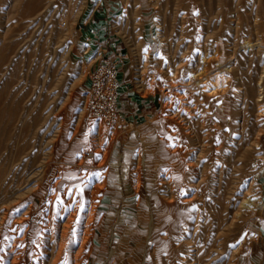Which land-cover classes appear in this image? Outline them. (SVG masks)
<instances>
[{
  "label": "rangeland",
  "instance_id": "obj_1",
  "mask_svg": "<svg viewBox=\"0 0 264 264\" xmlns=\"http://www.w3.org/2000/svg\"><path fill=\"white\" fill-rule=\"evenodd\" d=\"M98 3L0 0V264H10L1 259L7 235L21 233L11 224H24L36 200L33 223L64 193L90 219L81 264H105L112 230L115 253L107 264L124 250L138 264H264V174L252 188L246 183L264 167V0H124L112 11V33L134 83L158 99L144 129L130 132L89 113L86 87L98 57L91 46L86 52L80 28ZM68 17L73 33L59 38ZM131 133L155 157L146 191L153 234L148 238L145 222L135 244L122 238L119 213L108 216L100 204L112 180L144 196L142 150L136 164L123 160ZM258 160L263 166L256 168ZM28 174L33 180L22 184ZM16 187L25 203L5 221L2 196ZM106 225L101 256L95 242Z\"/></svg>",
  "mask_w": 264,
  "mask_h": 264
},
{
  "label": "crops",
  "instance_id": "obj_2",
  "mask_svg": "<svg viewBox=\"0 0 264 264\" xmlns=\"http://www.w3.org/2000/svg\"><path fill=\"white\" fill-rule=\"evenodd\" d=\"M98 1V6H96L92 12L90 19L80 28V38H83L85 45L91 46L92 54L95 52L93 56H96V58L98 57V60L94 61L92 66H95L100 62V56L116 58L118 60L119 79L121 82L119 99L121 110L129 120L133 121L136 127L144 129L149 122L150 117L155 114L158 107V99L156 94L151 93L145 95L141 91V88L136 86L133 80V66L129 58L126 56V52L119 42L120 40L116 39V36L112 33L114 30L109 23V17L112 11H117L120 5L123 4L124 0H95V2ZM93 59H95V57H93ZM143 96H147V98H143ZM128 144L131 146L129 147ZM123 150V160L130 164L137 163V151L142 150L141 158L143 160V176L146 185L143 188L144 196L138 194L132 187V189L120 187L113 183L112 180L108 183V188L104 192L100 204L108 216L113 215L116 212L119 213V221L122 223V226L120 227L121 229L119 230L122 238L123 236L131 239L133 238L135 240L133 243L135 244L142 238L141 233H143L146 228L143 224L149 222L150 227L151 219H153V214L148 216L147 213L150 211V202H148L150 197L146 191H149L147 185L151 184L150 176L153 174L152 163L155 161V157L154 154L147 153L141 140H136L133 133L130 134L129 142H126ZM110 222H112V220ZM112 226L114 229H117L115 224ZM107 227L108 226L106 225L101 229V233H99L95 242L96 248L101 256L104 251L103 248L105 247L102 241L103 231L107 230ZM124 243L125 242L121 245H124ZM136 251H138V249H136ZM125 252V250L120 252L119 261L117 263L114 262L113 264H138L136 254Z\"/></svg>",
  "mask_w": 264,
  "mask_h": 264
},
{
  "label": "bare ground",
  "instance_id": "obj_3",
  "mask_svg": "<svg viewBox=\"0 0 264 264\" xmlns=\"http://www.w3.org/2000/svg\"><path fill=\"white\" fill-rule=\"evenodd\" d=\"M68 19H70V18L68 17V18H66V21H64V22L62 21L63 25H66L67 21H68L69 27L66 31H64V32L60 31L58 33L59 38H64L68 34L73 33V27L71 26L72 25L71 20H68ZM89 49H90V46L86 49V52H88ZM211 73H212V71H211ZM170 78H172V77H170ZM170 83H172V82H170ZM260 83H263V80ZM177 86H178V84H177ZM179 86H180V84H179ZM149 89H150V87H149ZM161 90H162V88H161ZM172 91H173L172 88L169 87V90L166 91V94H165V96H167L168 98H165V99L163 98L165 101L163 100L162 102H164L165 104L169 103V94L168 93H170ZM262 93H263V91L261 92V94ZM175 94H176V92H175ZM175 96H177V95H175ZM181 97H183V96L181 95ZM170 98L172 100V97H170ZM171 102H173V101H171ZM167 120H168V118H167ZM172 132L173 131H171V133ZM168 133H170V132H168ZM168 136H169V134H168ZM179 137H177V138H179ZM104 151H105V149H104ZM89 156H90V154H89ZM103 160H106V159H103ZM92 164H94V163H92ZM254 164L256 165L255 166L256 168H258L259 166H263L259 163V160L255 161ZM74 167H76V166H74ZM93 174H94V172H93ZM260 174L261 175L264 174V167L253 172L252 175H250V177L246 183L249 184L250 187L252 188V186H254V184L258 183ZM32 180H33V174H28L26 179L22 182V184L25 182L31 183ZM19 189L17 187L12 188V189H10V192H8V193L5 192L2 196L8 205L5 212H4V220L5 221L10 216H12L13 213L15 214V211L19 210V208L22 205H24V203H25V199H26L25 193L24 192H22V193L18 192ZM51 197H53V195ZM73 200L74 199H72V198L67 199V193H64L63 196H61L60 194L55 195L47 204H45L41 208V210L37 213V216L35 218H33V223H32L31 215H32L33 211H35V209H38V202L36 200L33 201L29 205V207L24 211V213L22 215L23 219H21V220L19 219L20 222L24 221V224L23 223H22V225L11 224L12 228H14V227L17 228V231H18L17 233H19V231H21V233L16 234L15 236H11L10 234L7 235V240L2 243V245H3V251H2V255H1L2 256V258H1L2 262L3 263H5V262L9 263L10 262V264H22V263L28 264L29 261H30V264H79L81 262V257L83 254L85 242L89 238L88 234H89V229H90L89 228L90 219L88 217H87L88 219H86V218L84 219V217H85L83 215V206L84 205L83 206H81L80 204L75 205V202ZM91 209H94V208H91ZM66 212H68V216L66 217L65 220H63L62 216ZM90 212H92V211H90ZM38 232H41L40 236L38 235ZM152 234H153V219H151V223H150V227H149V231H148V238H150L152 236ZM32 238H34L35 241ZM28 241H29V243H28ZM246 242H247V240L244 239L239 245H237L235 247V249L233 250V253H232L233 260H237L239 258V256H240L239 254L241 253L242 249L245 247ZM28 246L31 247L29 252H27ZM0 247H1V245H0ZM240 258L243 259V256L241 255ZM230 264H234L233 261Z\"/></svg>",
  "mask_w": 264,
  "mask_h": 264
},
{
  "label": "built area",
  "instance_id": "obj_4",
  "mask_svg": "<svg viewBox=\"0 0 264 264\" xmlns=\"http://www.w3.org/2000/svg\"><path fill=\"white\" fill-rule=\"evenodd\" d=\"M94 57L96 59V56ZM100 58V62L90 72L89 85L86 87L90 116L103 120L112 129L121 132L133 131L136 125L123 114L119 104L121 82L118 60L103 56ZM121 166H123L122 162L119 163L120 172L116 171L121 173L120 176L123 173ZM116 236L117 233L112 230L107 240L105 264L114 256Z\"/></svg>",
  "mask_w": 264,
  "mask_h": 264
},
{
  "label": "snow or ice",
  "instance_id": "obj_5",
  "mask_svg": "<svg viewBox=\"0 0 264 264\" xmlns=\"http://www.w3.org/2000/svg\"><path fill=\"white\" fill-rule=\"evenodd\" d=\"M59 199V198H58Z\"/></svg>",
  "mask_w": 264,
  "mask_h": 264
}]
</instances>
